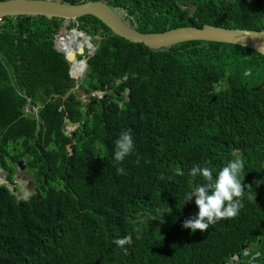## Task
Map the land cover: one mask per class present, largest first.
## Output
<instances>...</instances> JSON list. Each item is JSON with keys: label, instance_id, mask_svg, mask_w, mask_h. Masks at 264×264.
<instances>
[{"label": "trees", "instance_id": "trees-1", "mask_svg": "<svg viewBox=\"0 0 264 264\" xmlns=\"http://www.w3.org/2000/svg\"><path fill=\"white\" fill-rule=\"evenodd\" d=\"M104 1L142 34L204 25L264 31V0ZM73 29L99 37L78 90L107 99L84 103L74 92L60 53L86 48L74 32L64 43ZM65 120L76 126L70 137ZM124 131L134 147L116 163ZM237 157L245 172L238 214L203 233L182 228L197 210L183 204L184 193L204 183L189 170L207 166L215 177ZM23 158L40 197L16 200L0 187V264H221L244 245L259 253L250 264H264V56L254 51L197 41L150 51L91 16L67 27L4 18L0 168L8 183ZM126 235L127 254L116 244Z\"/></svg>", "mask_w": 264, "mask_h": 264}, {"label": "clouds", "instance_id": "clouds-1", "mask_svg": "<svg viewBox=\"0 0 264 264\" xmlns=\"http://www.w3.org/2000/svg\"><path fill=\"white\" fill-rule=\"evenodd\" d=\"M101 1H104V0H101ZM7 18H10V17H7ZM3 26H4V18H0V29ZM73 30H76V29H73ZM69 34L67 37H69ZM91 40L92 38L90 37L89 41ZM94 41L96 40H94L93 38V42ZM93 49L96 50V46L95 47L93 46ZM83 50H84V55L76 56L75 61L76 60L80 61L83 58H85V63L87 62V59L89 58V57H86L87 49L83 48ZM75 51L76 50H74L73 52ZM60 53L63 54V56L65 54L61 50H60ZM72 64H68L69 65L68 74L71 71L70 67H72ZM85 70L81 71L82 72L81 77H84ZM245 74H247V72ZM81 77H79L77 80H73V79L72 80L76 83V87L74 88V91L78 92L79 94L78 97L80 98L82 102H84V100L82 99L83 93L85 94V96L84 95L83 96L84 98H87V101L90 100V98L107 99V95L101 92H94L88 95L87 93L83 91H78L77 90L78 83L83 79V78L80 79ZM218 90L219 89H217V91ZM28 111L25 110V112H28ZM33 112L34 113L36 112L35 108H33ZM38 124L42 125V120L38 121ZM66 126L73 127L74 130L76 129V126L71 124L68 120H65L64 134L67 137H70L71 135L66 134V129H65ZM133 147H134L133 138L131 134L129 133V131L122 132L119 135V137L114 141L113 160L116 163L122 162L125 159V157L129 156L132 153ZM66 150L69 154H71V149L69 146H66ZM25 161H26V158H23L14 164L13 183H8L6 180V176H5V179H0V180H4V183L0 184V187L4 186L16 200L25 201V200H28L29 197L33 195H36L38 198L40 197L38 189H36V187L34 186L33 178L31 181H29L25 185V190H24L25 198H19L16 193V190H12L9 186V185L15 186L17 183L15 167L19 171H23L24 168H26V170L31 174V172L26 167ZM19 162L22 163L23 169H21L20 166L18 165ZM0 170L3 173H5V171L2 170L1 168ZM116 171L119 174H123L122 168H117ZM180 174L182 175L183 173H180ZM244 174H245L244 163H243V160L239 157L228 161L225 166L219 169V171L215 174V177H213L212 170L208 168L207 166H203V167L193 166L189 170L188 175L194 180L196 177L199 176L200 178H202L204 183L196 184L192 187L190 191L184 193L183 204L187 201H192L197 210L194 214L190 215L187 219H185L182 222V228L189 230L190 233L195 232L196 230H200V232L203 233L206 229L209 228L210 225H213L222 219H228V218L235 217L238 214L239 209L242 207L241 198L243 196L244 187H242L241 181L244 177ZM257 183H260V181H258ZM28 188H30V190ZM259 241L260 240H257L255 242H259ZM131 243H132V239L130 236H127V235L116 240L117 246L121 247V249L125 252V254H127V248H125L124 246L130 245ZM252 249H253V246L247 245V247H245V249L242 251L241 256H238L235 254L230 255L228 258V260L232 259L230 264H250V262L253 259L259 256L258 252L251 253ZM250 255H252L253 257H250Z\"/></svg>", "mask_w": 264, "mask_h": 264}, {"label": "water", "instance_id": "water-1", "mask_svg": "<svg viewBox=\"0 0 264 264\" xmlns=\"http://www.w3.org/2000/svg\"><path fill=\"white\" fill-rule=\"evenodd\" d=\"M66 4L53 0H5L0 1V18L16 17H44L47 20L52 18L63 21L64 27H67L69 21H75L84 16H91L101 22L113 35L131 43L141 44L150 51H161L171 46L188 42H208L234 45L249 49L259 55L264 56V31H250L241 29H223L210 25H204L202 28L183 27L176 28L162 33L142 34L130 27L124 22L105 1L87 0L86 2ZM79 34L87 40L90 37L71 30L69 36L73 33ZM94 36V40H98ZM63 52V51H62ZM95 49L86 52L87 57L93 56ZM82 47L77 48L75 52L64 54L68 64L75 62L76 56H83ZM85 57V56H84ZM84 65V70L87 67ZM71 70V67H70ZM70 78L77 80L82 76V72H69ZM85 96V94L83 93ZM18 165L21 169L22 163ZM30 190V188H28ZM246 246L242 247L244 250Z\"/></svg>", "mask_w": 264, "mask_h": 264}, {"label": "rangeland", "instance_id": "rangeland-1", "mask_svg": "<svg viewBox=\"0 0 264 264\" xmlns=\"http://www.w3.org/2000/svg\"><path fill=\"white\" fill-rule=\"evenodd\" d=\"M90 43L95 47L96 45H95V43L91 40L90 41ZM83 77H81L80 79H82ZM78 90V89H77ZM79 91V90H78ZM75 92V91H74ZM82 99L84 100V102H86L87 101V98H84V96L82 95ZM66 134L67 135H71V133H72V131L74 130V128L73 127H67L66 126ZM15 174H16V176H17V183H16V185L15 186H11V185H9L10 186V188L12 189V190H16V193H17V195H18V197L19 198H25V192H24V190H25V185L29 182V181H31L32 180V177H31V174L26 170V168H24V170L23 171H19L16 167H15ZM5 176H6V174L5 173H3L1 170H0V179H5ZM18 187V188H17ZM259 235V234H258ZM258 235L256 236V237H258ZM243 247V246H242ZM242 247H241V251H243V249H242ZM250 257H253L252 255H250ZM231 260L232 259H227V260H225V261H223L221 264H230L231 263ZM247 262H248V260H247Z\"/></svg>", "mask_w": 264, "mask_h": 264}, {"label": "bare ground", "instance_id": "bare-ground-1", "mask_svg": "<svg viewBox=\"0 0 264 264\" xmlns=\"http://www.w3.org/2000/svg\"><path fill=\"white\" fill-rule=\"evenodd\" d=\"M74 33H75V32H74ZM75 34H77V33H75ZM77 35H79V34H77ZM69 37H70V36H69ZM69 37H66V39L64 40V43H65V44H67V41H68ZM82 41H83V43L85 44V47L87 48L88 51L93 50V46L91 45V43H90L89 40L83 38ZM84 65H85V60H83V61L81 62V64L75 69V71H77V72L83 71V70H84ZM17 188H18V187H17Z\"/></svg>", "mask_w": 264, "mask_h": 264}, {"label": "flooded vegetation", "instance_id": "flooded-vegetation-1", "mask_svg": "<svg viewBox=\"0 0 264 264\" xmlns=\"http://www.w3.org/2000/svg\"><path fill=\"white\" fill-rule=\"evenodd\" d=\"M87 49V48H86Z\"/></svg>", "mask_w": 264, "mask_h": 264}]
</instances>
